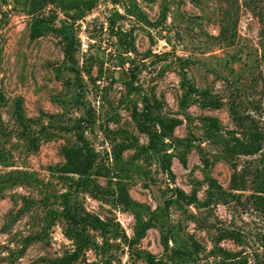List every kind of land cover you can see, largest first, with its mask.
<instances>
[{
	"label": "rangeland",
	"instance_id": "1",
	"mask_svg": "<svg viewBox=\"0 0 264 264\" xmlns=\"http://www.w3.org/2000/svg\"><path fill=\"white\" fill-rule=\"evenodd\" d=\"M0 264H264V0H0Z\"/></svg>",
	"mask_w": 264,
	"mask_h": 264
}]
</instances>
